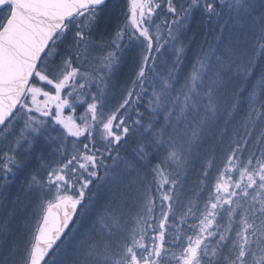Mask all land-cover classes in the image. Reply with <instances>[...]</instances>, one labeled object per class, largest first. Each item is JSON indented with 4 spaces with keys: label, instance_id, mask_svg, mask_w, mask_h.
<instances>
[{
    "label": "snow or ice",
    "instance_id": "1",
    "mask_svg": "<svg viewBox=\"0 0 264 264\" xmlns=\"http://www.w3.org/2000/svg\"><path fill=\"white\" fill-rule=\"evenodd\" d=\"M0 209V264H264V0H0Z\"/></svg>",
    "mask_w": 264,
    "mask_h": 264
},
{
    "label": "rangeland",
    "instance_id": "2",
    "mask_svg": "<svg viewBox=\"0 0 264 264\" xmlns=\"http://www.w3.org/2000/svg\"><path fill=\"white\" fill-rule=\"evenodd\" d=\"M77 112H78V110H77ZM65 114L67 115L68 113L66 112ZM17 190H18V188L15 189V188L12 187V188L10 189V192H13V194H15V192H16ZM9 207H10V206H9ZM1 210H2V209H1ZM2 215H3V210H2V213L0 212V217H2Z\"/></svg>",
    "mask_w": 264,
    "mask_h": 264
},
{
    "label": "trees",
    "instance_id": "3",
    "mask_svg": "<svg viewBox=\"0 0 264 264\" xmlns=\"http://www.w3.org/2000/svg\"><path fill=\"white\" fill-rule=\"evenodd\" d=\"M21 179H23V177L21 176ZM195 180V176L193 175L192 177H191V181H194ZM190 181V182H191ZM13 188H18V183L17 184H15V185H13ZM84 229H81V231H83Z\"/></svg>",
    "mask_w": 264,
    "mask_h": 264
}]
</instances>
